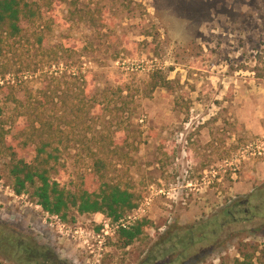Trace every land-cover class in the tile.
<instances>
[{
  "label": "rangeland",
  "instance_id": "374dc122",
  "mask_svg": "<svg viewBox=\"0 0 264 264\" xmlns=\"http://www.w3.org/2000/svg\"><path fill=\"white\" fill-rule=\"evenodd\" d=\"M79 6L88 18L69 26L77 48L74 58L66 56L50 69L30 43L29 50L17 45L11 62L23 69L30 87L57 86V123L65 128L61 116H73L72 97L83 86L72 75L73 61L80 57L79 69L94 89L85 98L96 97V106L84 123L66 127L59 181L73 192L98 190L101 180L88 153L92 130L102 123L114 131L128 118L134 133H119L120 148L106 154L108 180L129 186L140 197L139 205L118 222L73 208L60 229L29 193L17 195L3 172L0 264H17L8 258V229L17 239L47 248L49 256L64 264H140L152 248L158 253L174 244L176 237L163 242L166 234L194 228L199 236L200 225L222 218L223 208L254 198V193L256 199L237 208L251 207V212L239 214L213 235L207 227L206 239L188 249L187 259L173 264L234 260L246 243L258 247L255 261L264 264V207L258 206L264 187V0H80ZM66 11L63 5L61 14ZM63 29L55 26L44 47L54 45ZM154 72L168 79L167 87L152 88ZM124 85L129 86L124 94L132 96L127 98L129 113L116 90ZM8 111L6 104L7 121ZM119 150L127 154L123 159ZM139 218L149 220L143 236L127 248L117 245V227ZM107 223L109 234L100 243L96 235L105 234ZM180 250L175 247L154 264H165Z\"/></svg>",
  "mask_w": 264,
  "mask_h": 264
},
{
  "label": "trees",
  "instance_id": "16d2710c",
  "mask_svg": "<svg viewBox=\"0 0 264 264\" xmlns=\"http://www.w3.org/2000/svg\"><path fill=\"white\" fill-rule=\"evenodd\" d=\"M80 0H0V178L3 172L7 174L12 182L13 190L17 195L29 193L37 201L42 209L50 214L59 215L64 221L68 219L70 211L74 208L81 214L103 213L114 222L128 216L129 212L138 207L140 197L136 195L129 186L122 185L121 182L108 180L109 162L107 155L109 152H117L120 145L116 142L119 133L130 131L134 133L131 119L124 121L122 128L117 127L114 131L107 129L102 123L91 127V140L93 146L88 147V153L94 160L93 168L101 180L98 190L81 189L70 191L61 185V178L64 163L61 160V144L69 136L66 127L72 128L77 122L84 123L90 109H94L96 97L91 100L86 99L93 93L92 86L87 84V76L79 69L77 57L73 61L72 75L76 81L82 85L75 90L72 97L73 116L68 119L64 113L61 118H65L66 127L63 128L57 119L59 118L56 109V88L49 89L48 86L30 87L26 82L23 69H15L11 56L16 54L17 45L26 47L29 44L37 46L39 52L46 58L50 69L54 65L61 64L67 57L74 58L77 48L74 46V39L68 29L71 23L87 21L88 13L79 6ZM63 5L67 6V11L61 14ZM64 28L60 33L59 40L52 46L45 48L55 26ZM23 49L17 57L20 59ZM8 74V82L5 80ZM4 80V81H3ZM3 81V83H1ZM168 79L159 76L157 72L152 74V88L158 86L167 87ZM83 82V83H82ZM82 86V87H81ZM117 93L122 98V109L129 113L127 98L132 97L129 86L117 87ZM4 93V95H2ZM102 96L107 103L112 99L108 98L107 91H102ZM66 102V101H64ZM8 104V121L5 117V106ZM67 109L65 108V112ZM131 117V116H128ZM98 126V127H97ZM100 127V128H99ZM141 131H139L140 133ZM131 134L128 133V137ZM125 135L124 141L127 137ZM81 141V140H80ZM113 146V149L111 147ZM105 154L106 157L102 155ZM119 155L126 156L122 151ZM125 158V157H124ZM122 159L114 163H121ZM245 200H237L234 205L226 206L222 209V218L214 217L207 220L197 228L201 235L196 236L194 228H188L185 233L166 234L165 241L169 242L176 237V241L170 248L163 252H157L152 248L140 264H154L167 257L168 252L175 247H181L180 252L174 259L169 258L165 264H173L175 261L182 262L189 256L187 251L193 247L197 241L206 239L207 227L210 228L209 235H213L217 230H222L227 222H235L238 215H247L249 209H237L238 206L250 204L252 199H256V193ZM258 197H261L259 207H264V187L259 190ZM251 212V211H250ZM249 215V214H248ZM264 216V215H263ZM149 220L146 218L135 219L129 225L120 224L116 229L117 245L127 248L144 234V229L148 226ZM101 227H98L100 229ZM3 232V231H2ZM174 240V239H173ZM157 245L156 247H158ZM258 247L253 243H246L240 248V257L234 260L222 259L220 264H258L255 261ZM13 257L17 264H60L63 263L56 256H49L47 248L38 245L34 241H23L15 237V233L8 229V258ZM191 258L195 257L190 256ZM64 264V263H63Z\"/></svg>",
  "mask_w": 264,
  "mask_h": 264
},
{
  "label": "built area",
  "instance_id": "2783aa9c",
  "mask_svg": "<svg viewBox=\"0 0 264 264\" xmlns=\"http://www.w3.org/2000/svg\"><path fill=\"white\" fill-rule=\"evenodd\" d=\"M40 206V205H39ZM46 212V211H45ZM46 214H47V217H49L53 222H51V225L52 224H57L58 226H59V228L60 229H63V227H64V224L62 223V220H61V218H60V216L59 215H56V214H50V213H48V212H46ZM105 227H106V229L104 230V233L105 234H100V233H98L96 236H97V239L99 240V242L100 243H103L104 242V240H105V235H107V234H109V224L107 223V224H105ZM76 232H78V231H76ZM90 234V233H89ZM94 234V236H95V232L93 233ZM85 242L89 245V239L88 238H86V240H85Z\"/></svg>",
  "mask_w": 264,
  "mask_h": 264
},
{
  "label": "flooded vegetation",
  "instance_id": "af4514ba",
  "mask_svg": "<svg viewBox=\"0 0 264 264\" xmlns=\"http://www.w3.org/2000/svg\"><path fill=\"white\" fill-rule=\"evenodd\" d=\"M60 264H63V263H60Z\"/></svg>",
  "mask_w": 264,
  "mask_h": 264
}]
</instances>
